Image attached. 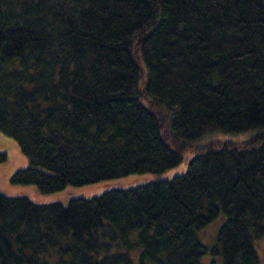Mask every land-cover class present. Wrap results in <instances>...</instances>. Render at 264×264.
Wrapping results in <instances>:
<instances>
[{
	"label": "trees",
	"instance_id": "trees-1",
	"mask_svg": "<svg viewBox=\"0 0 264 264\" xmlns=\"http://www.w3.org/2000/svg\"><path fill=\"white\" fill-rule=\"evenodd\" d=\"M0 130L43 194L195 153L66 204L0 194V264H263L264 0H0ZM214 132L254 133L194 147Z\"/></svg>",
	"mask_w": 264,
	"mask_h": 264
},
{
	"label": "rangeland",
	"instance_id": "rangeland-1",
	"mask_svg": "<svg viewBox=\"0 0 264 264\" xmlns=\"http://www.w3.org/2000/svg\"><path fill=\"white\" fill-rule=\"evenodd\" d=\"M254 132H247L242 134H225L221 132H214L197 141L194 144L195 148H200L205 146L209 142H231V143H244L249 141ZM0 152L8 156L7 162L0 168V194L8 197H23L31 200L36 204H53V203H64L66 204L73 197H92L101 194L108 188L122 187L115 186L113 184L120 182H129L128 185H135L139 183H144L147 181H157V180H169L175 176L182 175L186 172L189 162L195 157L194 152H188L184 155L183 161L180 165L174 169L168 170L161 175H133L126 177L121 180H116L113 182H104L101 184H93L84 187H68L66 190L53 193V194H43L40 192L35 185H14L10 182L11 177L20 170H25L29 167V160L22 153L21 148L17 141L13 138L8 137L0 130ZM134 181V183H130ZM111 184V185H110ZM108 187V188H107ZM125 187V186H123ZM223 223V219L218 220L211 226H209L204 232L201 233V239L206 244H212L213 238L216 235L219 227ZM258 255L264 264V238L257 241L255 244ZM210 257H205L202 262L203 264H209Z\"/></svg>",
	"mask_w": 264,
	"mask_h": 264
}]
</instances>
